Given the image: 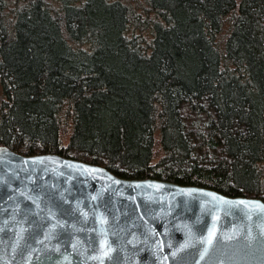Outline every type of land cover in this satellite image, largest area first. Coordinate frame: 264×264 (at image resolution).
Returning <instances> with one entry per match:
<instances>
[{"label":"trees","instance_id":"obj_1","mask_svg":"<svg viewBox=\"0 0 264 264\" xmlns=\"http://www.w3.org/2000/svg\"><path fill=\"white\" fill-rule=\"evenodd\" d=\"M0 144L264 201V0H0Z\"/></svg>","mask_w":264,"mask_h":264},{"label":"water","instance_id":"obj_2","mask_svg":"<svg viewBox=\"0 0 264 264\" xmlns=\"http://www.w3.org/2000/svg\"><path fill=\"white\" fill-rule=\"evenodd\" d=\"M0 264H264V201L0 144Z\"/></svg>","mask_w":264,"mask_h":264},{"label":"rangeland","instance_id":"obj_3","mask_svg":"<svg viewBox=\"0 0 264 264\" xmlns=\"http://www.w3.org/2000/svg\"><path fill=\"white\" fill-rule=\"evenodd\" d=\"M203 104L205 106V111L202 113L195 112L189 108L188 105L183 104L182 105V112L185 114V119L187 124H189V120H198V121H203L207 117V112L210 111L207 105H205L204 101Z\"/></svg>","mask_w":264,"mask_h":264}]
</instances>
